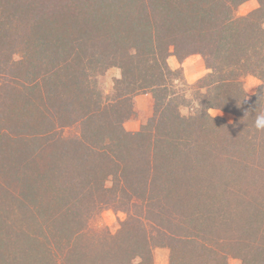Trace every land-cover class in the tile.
<instances>
[{
  "label": "trees",
  "instance_id": "1",
  "mask_svg": "<svg viewBox=\"0 0 264 264\" xmlns=\"http://www.w3.org/2000/svg\"><path fill=\"white\" fill-rule=\"evenodd\" d=\"M243 1L0 0V87L11 90L17 107L19 99L25 102L21 114L12 112L3 120L0 141L11 144L22 138L26 162L36 159L38 163L26 171L39 181L26 186L32 193H53L51 204L49 197L36 201L43 199L52 216L38 215L43 216L41 222L34 221L39 230L52 227L61 216H71L57 239L41 231L31 235V241L35 238L47 253V259L35 257L31 262L72 264L69 259L76 257V264H135L134 257L150 258L152 249L162 245L170 249V264H228L229 255L240 257L242 264H264L262 241L249 248L240 243L242 248L236 252L228 243L243 242L248 237L245 232L223 235L225 229L216 223L207 228L188 208L177 213L160 206L161 197L151 188L159 172L177 176L176 167L159 166L164 145L188 141L195 146L200 139L195 128L205 133L209 144L235 138L231 143L238 151L230 156L227 150L225 155L231 163L225 171L231 174L240 165H255V158L263 156L264 110L251 108L242 78L251 73L262 79L254 102L259 98L264 104V28L252 20L258 10L248 17L235 15ZM171 54L179 59L201 54L210 68L192 86L203 106L201 112H180L188 97L175 83L181 77L168 66ZM110 66L121 68V79L117 92L104 99L95 90L96 77ZM145 91L153 95V116L139 132H127L123 121L132 113L131 100ZM210 107L232 111L236 122L211 117L206 111ZM251 115L256 119L252 125L246 123ZM261 161L263 165L255 167L263 180ZM57 176L63 177L56 188L60 196L53 188ZM130 176H136V181ZM109 178L112 187L106 185ZM189 181L191 193L206 189L208 196L209 180ZM232 184L233 188L228 178L220 190L230 194L240 185L239 181ZM263 184L253 189L260 191ZM242 186L243 191L250 188L248 181ZM180 187L172 180L158 192L174 196L183 193ZM88 200L86 214H76L82 201ZM112 204L124 207L138 224L144 219L151 223L148 244H139L129 229L130 238L121 240L129 227L111 235L90 226V219ZM229 221L225 216L224 222ZM235 223L238 229L244 226L241 220ZM150 235H155L153 240Z\"/></svg>",
  "mask_w": 264,
  "mask_h": 264
},
{
  "label": "rangeland",
  "instance_id": "2",
  "mask_svg": "<svg viewBox=\"0 0 264 264\" xmlns=\"http://www.w3.org/2000/svg\"><path fill=\"white\" fill-rule=\"evenodd\" d=\"M256 10L259 11V14L255 15L252 20H257L260 26L264 28V0H245L241 2L235 9V15L238 17H248L249 14ZM167 63L170 69L177 73V77H181L182 80H175V83L177 82L179 86L184 89L188 97L187 101L184 103L185 106L180 107V112L183 115L189 114L192 110L201 112L203 106L198 104L197 94L194 93V90L197 91V89L192 88V86L210 71L203 56L201 54H192L179 59L177 55L171 54L167 58ZM19 66V69L22 71V64H19ZM9 67L12 68V66ZM121 73L122 70L118 66H110L102 71L101 74L96 77L95 90L98 95L100 94L104 99L105 97L113 96L117 92V81L121 79ZM192 77H196V79L193 83H189L188 80ZM262 82V79L258 75L251 73L245 74L242 78V86L247 98L253 103L252 109L260 110L263 108L264 110V104H262V102L260 103L261 100H259V98H257L259 101L257 100L256 102L255 100L254 102V99H256L254 97L258 93L260 95L259 88ZM10 91L11 90L0 87V126L3 125L4 119L10 118L12 112L20 111L19 114H21L22 110L20 108H22L23 103H25L22 99H19L21 105L17 107L14 101L16 99L10 98ZM6 98L9 99L7 102L4 100ZM131 101L133 105L132 113L123 121V128L127 132L136 133L140 131L142 125L148 123L152 118L154 113V99L150 91H145L136 94ZM209 109L215 110L216 115H211L208 111ZM206 111L211 117H219L225 123L233 124L236 122L235 115L232 111L215 107H210ZM260 112H262V110H260ZM261 114L263 115L264 111ZM22 115L24 114L22 113ZM255 120L256 119L251 115L247 117L246 123L252 125ZM25 127L26 126H24V129ZM194 131L200 135L199 142L195 146H191L188 141H181L182 145H164L165 154L161 163L159 164L158 162L159 166H164L168 170L174 166L177 168L176 171L178 172L176 178L171 176L165 177L159 172L155 182L151 184L153 191L158 194V197H161L159 200L160 206L166 205L169 210L174 208L177 213L184 212L188 208V211H194L196 215L198 214L200 216V222L202 224L204 222L207 223V228L209 224L215 225L216 223L215 226L225 229L222 232L223 235L231 234L232 231L236 233L245 232L248 237L243 238V242L235 241L228 243L236 249V252L242 248L240 243L244 245V248L258 245V240L264 243V184L260 191L253 189L264 182V179L262 180L261 177L262 175L255 167L263 165L261 160L264 161V153L260 158L261 160L255 158V165L252 164L249 166L248 164L244 167L240 165V169H234L235 172L231 174L225 171V168L227 166L229 167L231 164L229 163L230 157L225 155H227V150L230 151V156L235 154L236 145H234L235 143H231L235 141V138L229 140L223 139L222 141L216 140L213 141L212 144H209L206 142L207 138H205V133H199V129L197 128H195ZM239 138V140H241L243 136ZM19 139L20 140L17 142L15 140L11 144H6L4 139L0 141V264H38L35 260L33 262H31V260L35 259V257L47 259V253H45L41 244L35 238L31 241V235L41 231L45 235H50L53 239H57L66 230L63 226H68L71 222V216L69 214L59 217L58 221L49 228H42V230H39V227L35 225L34 221L36 218H38L40 222L43 219V216L38 217V215L49 211L45 210L43 199L39 202L36 201L41 196L49 197L51 204L53 193L50 190H45L41 193H32L26 186L34 181L36 183L39 181L38 176L31 175L30 172L26 171L28 167H37L38 163L36 159H34V162H26L24 153L26 145H24V140H22V138ZM135 139L139 140V137ZM34 144H36V142H34ZM30 146L32 145L30 144ZM236 150L238 151V149ZM241 151L244 152V150ZM259 154L255 156L258 157ZM50 156L55 159L54 154ZM243 158H245V156H243ZM192 159L196 161L193 164H191ZM186 172L187 174L184 175L183 173ZM133 177L134 176H130L133 181H136V176L135 178ZM62 178L57 176L54 180L53 188L56 193L57 183ZM180 178L182 179L180 180ZM228 178L232 185L231 188H233V181H239L240 183V185H236L233 190H229L230 194L229 192L223 193L220 190L222 187H219L220 184L227 182ZM189 179L209 180L208 196L205 194L206 189L202 192H200L201 189H197L196 194L191 193ZM86 180L91 179L87 177ZM92 180L94 179L92 178ZM172 180L176 181L177 188L182 186L180 187L183 190L182 194L170 196L166 194V191L161 193L158 192L159 187L169 184ZM247 181L249 182L250 188H248L247 191H243L239 186L247 183ZM217 182L218 184H216ZM256 182H260V184L256 185ZM106 185L112 187L113 181L110 178L107 179ZM231 194H233V196H231ZM227 195H229L231 199H227ZM88 203L89 200L86 202L82 201L83 205L76 214H86ZM123 208L124 207L115 206L114 204L103 207L99 214L95 216L96 218L90 219V226H96L111 235H118L122 229L124 230V228L129 227L124 231L123 236H120L121 240H128L131 235L133 236L135 234L137 235L136 239L139 244H148L146 232L152 230L151 223L144 219L138 224L136 218H129L128 213ZM227 215H229L230 221L226 224L224 222V217ZM47 216H51V212H48ZM76 220L77 218H74L73 223L76 222ZM238 220L244 222V226L239 227V229L244 231L238 229L235 223ZM124 222L129 223L123 225ZM128 229L129 232H132L131 235L127 234ZM256 233L258 238L254 236ZM153 236L155 237V235H150L151 240L154 239ZM43 237L44 236L41 238L44 241L45 238ZM242 250L243 249H241V251ZM76 261V257H71L68 262L76 264ZM133 263L170 264V249L167 246H156L152 249L150 258L141 259L140 257H134ZM227 263L242 264V260L240 257L229 255ZM51 264L55 263L52 262Z\"/></svg>",
  "mask_w": 264,
  "mask_h": 264
},
{
  "label": "clouds",
  "instance_id": "3",
  "mask_svg": "<svg viewBox=\"0 0 264 264\" xmlns=\"http://www.w3.org/2000/svg\"><path fill=\"white\" fill-rule=\"evenodd\" d=\"M195 79H196V77H192L191 79L188 80V82H189V83H193ZM201 91H203V89H201ZM197 106H198V105H197ZM208 111H209V113H210L211 115H213V116L216 115L215 110H213V109H209Z\"/></svg>",
  "mask_w": 264,
  "mask_h": 264
}]
</instances>
